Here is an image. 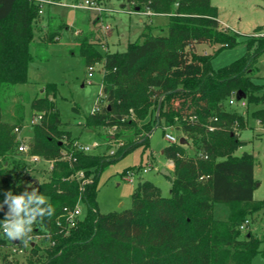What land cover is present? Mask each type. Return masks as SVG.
I'll use <instances>...</instances> for the list:
<instances>
[{"label": "trees", "instance_id": "1", "mask_svg": "<svg viewBox=\"0 0 264 264\" xmlns=\"http://www.w3.org/2000/svg\"><path fill=\"white\" fill-rule=\"evenodd\" d=\"M93 1L100 6L119 2L140 17L150 11L149 17L166 18L165 34L153 35L144 27L124 52L101 55L88 44L92 31L79 38L77 55L82 63L102 66L104 96L98 111L83 117L82 127L101 132L115 126L114 140L123 141L117 157L72 150L71 144L78 138L61 126L52 100L55 85L42 86L39 96L31 100L17 90L28 83L30 49L40 22L39 3L0 0V201L7 191L18 195L35 189L53 207L50 216L33 221L27 242L0 233V248L24 253L23 259L3 253L0 264H253L255 256L264 257V233L257 238L239 231L247 215L264 212V199L253 200V156L234 155L242 142L233 129L243 126V117L227 109L232 107L229 97L241 91V101L254 106L252 117L264 128V92L252 83L258 57L264 52V37H247L244 55L215 71L211 56L197 54L195 46L231 48L237 39L220 26L211 0ZM49 7H44L45 14ZM61 28L57 25L55 34ZM53 35L51 28L48 43ZM25 105L42 117L31 126L29 154L53 162L51 168L46 167L43 181L38 175L30 176L28 172H38L29 163L15 159L20 153L14 130L24 126ZM160 126L180 132L178 141L183 138L185 142L162 150L164 159L173 163L169 197L143 181L132 192L130 209L100 214L96 197L103 168L146 147L152 130ZM208 127L215 129L209 132ZM101 135L112 141L110 135ZM190 147L192 154L187 153ZM79 171L92 181L84 191L75 179ZM9 176L27 186L5 190L14 183L7 181ZM78 202L83 206V219L67 229L59 217L64 208H73ZM217 206L229 210L225 218L214 216ZM6 212L4 205L0 221Z\"/></svg>", "mask_w": 264, "mask_h": 264}, {"label": "rangeland", "instance_id": "2", "mask_svg": "<svg viewBox=\"0 0 264 264\" xmlns=\"http://www.w3.org/2000/svg\"><path fill=\"white\" fill-rule=\"evenodd\" d=\"M211 5L217 9L219 19L225 28L221 27L235 34L237 39V44L231 48L197 45L198 54L211 56L210 66L216 71L244 55V42L247 37H264V0H211ZM101 7V15L55 6L49 7L48 13L45 14L44 8V13L40 15V22L35 29L34 45L30 49L33 58L28 66V83L18 86L17 90L31 100L39 96L42 86L55 85L56 97L49 96V98H52L55 104L62 128L71 131L72 136L78 138L81 143H97L99 147L91 153L109 156L112 151L117 157L118 148L122 146L123 141L117 143L113 138V132H109L108 129L101 130L102 133L111 136L110 142L105 141L101 132H91L82 127L83 117L91 111L100 94L103 72L100 64L82 63L77 55L79 38L84 32L92 31L94 35L88 44L94 45L101 55L106 52H124L128 43L138 39L144 27L152 30L153 35L165 34L166 21L164 17L142 16V23H139L137 17L140 16L131 12L128 7L123 8L119 2H108ZM57 25L62 28L55 34ZM106 26L108 30L103 31L102 28ZM51 28L54 35L48 43L47 35ZM89 67L94 68L90 78L87 76ZM252 83L261 88L260 92H264V52L258 57ZM99 101H104V96ZM227 109L243 117V126L236 125L233 129L235 137L242 142L234 155L240 156L242 153H247L253 156L255 161L253 175L256 181L253 200L261 201L264 199V128L259 126L252 117L255 110L253 105L244 107L234 105ZM25 115L26 121L23 127L18 128L16 139L29 145L31 126L28 120L38 113L29 110V106L25 105ZM172 134L175 137L182 135L176 131ZM163 136L164 127H155L146 147H138L103 168L98 178L96 197L97 210L100 214L121 213L130 209L132 192L137 184L143 181L158 187L163 197H169L171 181L161 173V169L167 165L161 152L170 144ZM133 141L137 142L138 138H133ZM187 153L192 154L193 149L190 147ZM15 159L24 161V157L18 154ZM31 167L39 174L28 172L30 176L38 175V179L43 181L47 165H31ZM143 169H147V172L142 173ZM126 170L137 171L131 183L126 181ZM7 181L15 184L5 186V190L27 186L25 183L18 184L16 177L9 176ZM228 213L229 210L224 206H217L213 211L214 216L218 218H225ZM245 220H248V224L243 231H240L241 235L251 232L260 238L264 233V212L247 215ZM35 240L39 241L38 238ZM3 253L9 254L11 249L0 248V256ZM15 255L19 259L24 258V253ZM253 264H264V257L255 256Z\"/></svg>", "mask_w": 264, "mask_h": 264}, {"label": "built area", "instance_id": "3", "mask_svg": "<svg viewBox=\"0 0 264 264\" xmlns=\"http://www.w3.org/2000/svg\"><path fill=\"white\" fill-rule=\"evenodd\" d=\"M37 3H39V11L38 14L41 15L43 14V8L45 6H52V7H62L65 9H71V10H79V11H88L97 15H101L102 13V7L100 5H98L95 1L93 0H34ZM136 14V13H135ZM145 16H152V13L150 11H146L144 13ZM103 31H107L108 27H104L102 28ZM93 67H89L87 69V76L88 78L91 77L92 72H93ZM102 92H101V85H100V94L98 95L91 111L89 112L90 114H94L98 111L100 105H101V101H99V99H101L103 97ZM228 104L230 106H234V105H240L241 107L245 106L244 101H236L235 99V95H231L228 99ZM42 119L41 115H33L30 119V121L28 122L29 126L35 125L37 123L40 122V120ZM214 127H208L207 130L209 132L214 131ZM109 132H115L116 131V127L113 126L111 128H108ZM19 131V129H15L14 132L15 134ZM173 129L172 127H164V139L170 144H176L178 143V138L175 137L173 134ZM18 140V138H17ZM19 142V140H18ZM106 144V143H105ZM99 146L97 143H91V144H85V143H81L78 140H75L72 142L71 144V148L72 150H74L75 152H80V153H91L93 150L97 149ZM17 152L20 153V155H22L24 157V161L29 163L32 166H36V165H40V164H45L47 165L48 168L52 167L53 162L52 161H45L43 159H41L39 156L37 155H31L29 154V148L26 144L19 142V145L17 147ZM114 153L111 151L109 155H113ZM66 155H62V159H65ZM170 162V167L173 168V163L171 161ZM137 171H129L126 172V181L128 182H132L133 181V177L136 175ZM147 169H143L142 173H146ZM75 179L79 184V190L80 191H84V187L87 184H90L92 181L89 177H86L84 175V172L79 171L76 175H75ZM202 179V178H200ZM59 219H63L66 225L67 229H72L75 228L78 223L83 219V206L81 202H78L73 208H64L62 211V214L60 215ZM248 224V220H245L243 224L240 225L239 227V231H243L246 227V225ZM58 226H60V222H58L57 224ZM0 233L6 235L5 233V227L2 223L1 225V229H0ZM11 253L12 254H16V253H23L22 250H17L15 248L11 249Z\"/></svg>", "mask_w": 264, "mask_h": 264}, {"label": "clouds", "instance_id": "4", "mask_svg": "<svg viewBox=\"0 0 264 264\" xmlns=\"http://www.w3.org/2000/svg\"><path fill=\"white\" fill-rule=\"evenodd\" d=\"M3 195L4 198L0 201V210H3L4 205H7V212L0 223H3L6 236L9 239H23L27 242L31 238L29 233L32 231L33 221L38 216L43 217L45 214L50 216L53 213L52 205L43 195H37L35 189L30 193L25 190L18 195L7 191ZM41 204L45 207L41 208Z\"/></svg>", "mask_w": 264, "mask_h": 264}, {"label": "water", "instance_id": "5", "mask_svg": "<svg viewBox=\"0 0 264 264\" xmlns=\"http://www.w3.org/2000/svg\"><path fill=\"white\" fill-rule=\"evenodd\" d=\"M243 98H244V94H243L241 91H238V92L236 93V95H235V99H236V101H240V100L243 99ZM178 143L182 145V144H184L185 142H184L183 138H180L179 141H178ZM161 173H162L164 176L169 177L168 172H166L164 169L161 171ZM33 182L36 183L37 180L34 179ZM14 242L17 243L18 240H15Z\"/></svg>", "mask_w": 264, "mask_h": 264}, {"label": "crops", "instance_id": "6", "mask_svg": "<svg viewBox=\"0 0 264 264\" xmlns=\"http://www.w3.org/2000/svg\"><path fill=\"white\" fill-rule=\"evenodd\" d=\"M160 17H163V16H157V17H152V18H160ZM165 18V17H164ZM137 21L139 22V23H142V19H141V17H137ZM165 21H166V18H165ZM218 21H219V23H220V26H222V27H224V25L222 24V22H221V20L219 19V15H218ZM160 26H162V23H160ZM261 27H263V26H261ZM225 28V27H224ZM196 48H197V46H195V52L197 53V50H196ZM198 54V53H197ZM162 153V152H161ZM166 172H168V174L170 175V171L172 170V168L170 167V162L169 161H167V165L163 168ZM163 169H161V171L163 170ZM253 177H254V175H253Z\"/></svg>", "mask_w": 264, "mask_h": 264}]
</instances>
